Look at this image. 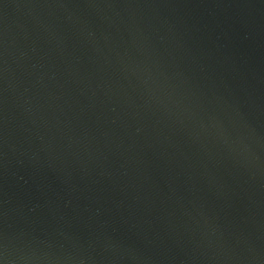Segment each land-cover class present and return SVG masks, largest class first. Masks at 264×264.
<instances>
[{
  "label": "water",
  "instance_id": "water-1",
  "mask_svg": "<svg viewBox=\"0 0 264 264\" xmlns=\"http://www.w3.org/2000/svg\"><path fill=\"white\" fill-rule=\"evenodd\" d=\"M0 264H264V0H0Z\"/></svg>",
  "mask_w": 264,
  "mask_h": 264
}]
</instances>
